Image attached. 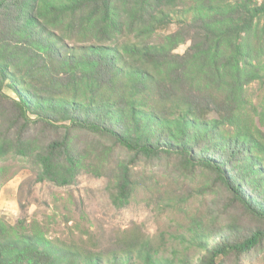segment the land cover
<instances>
[{
	"label": "trees",
	"instance_id": "obj_1",
	"mask_svg": "<svg viewBox=\"0 0 264 264\" xmlns=\"http://www.w3.org/2000/svg\"><path fill=\"white\" fill-rule=\"evenodd\" d=\"M0 0V97L8 119L22 125L14 148L26 153L30 115L50 126L69 122L149 157L181 154L212 170L250 214L264 220V97L260 121L243 119L246 86L264 81L251 34L264 2L256 0ZM63 18L67 19L64 23ZM145 32L178 28L161 42L120 37L143 23ZM73 42L74 45L69 44ZM190 43L183 53L175 50ZM204 83V84H203ZM11 89L17 99L2 90ZM40 180L69 185L82 158L67 139L39 155ZM113 202L129 203L133 185L121 167ZM214 245L199 264L245 255L264 228ZM198 235L194 240L202 241ZM109 256L56 243L38 224L0 222V264H175L143 236L125 237Z\"/></svg>",
	"mask_w": 264,
	"mask_h": 264
},
{
	"label": "rangeland",
	"instance_id": "obj_2",
	"mask_svg": "<svg viewBox=\"0 0 264 264\" xmlns=\"http://www.w3.org/2000/svg\"><path fill=\"white\" fill-rule=\"evenodd\" d=\"M183 1L174 3L181 6ZM169 2L162 0V6ZM142 21L141 26L125 31L120 40L152 44L178 28L173 23L166 29L145 32ZM250 37L255 62L264 60V15L257 18ZM189 45L175 51L183 53ZM2 91L17 99L11 89ZM246 94L249 102L242 110L243 119L259 126L254 106L260 107L264 81L248 84ZM8 100L0 97V222L20 223L28 230L38 224L61 246L91 248L106 256L121 249L122 238L143 236L157 247L160 256L175 264H199L207 255L203 242L211 246L232 232L235 238L264 228V220L235 201L212 170L188 162L181 154L149 157L100 133L69 122L45 125L34 121L33 115L25 136L26 153L20 154L14 145L26 123L8 119L13 113ZM65 138L82 158L77 177L63 186L40 180V153L51 142ZM123 166L129 168L133 190L129 203L118 206L112 196L118 192ZM198 235L203 236L201 243L194 240ZM219 264H264V240L251 252L223 257Z\"/></svg>",
	"mask_w": 264,
	"mask_h": 264
}]
</instances>
